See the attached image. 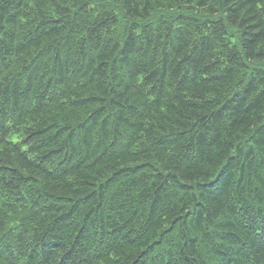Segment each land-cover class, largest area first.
I'll return each instance as SVG.
<instances>
[{
  "label": "trees",
  "instance_id": "trees-1",
  "mask_svg": "<svg viewBox=\"0 0 264 264\" xmlns=\"http://www.w3.org/2000/svg\"><path fill=\"white\" fill-rule=\"evenodd\" d=\"M0 264H264V0H0Z\"/></svg>",
  "mask_w": 264,
  "mask_h": 264
}]
</instances>
